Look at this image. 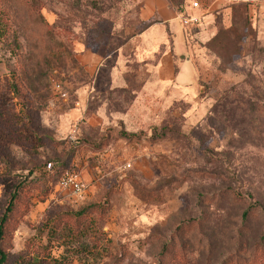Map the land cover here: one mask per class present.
<instances>
[{
	"label": "rangeland",
	"instance_id": "374dc122",
	"mask_svg": "<svg viewBox=\"0 0 264 264\" xmlns=\"http://www.w3.org/2000/svg\"><path fill=\"white\" fill-rule=\"evenodd\" d=\"M192 1L207 0H164L184 35ZM227 3L228 24L209 15L213 33L186 40V90L157 74L168 44L145 0H0V129L25 123L41 140L0 137V215L15 191L4 250L87 207L92 264H264V47L242 2ZM112 64L124 83L106 89ZM47 162L79 173L82 198Z\"/></svg>",
	"mask_w": 264,
	"mask_h": 264
},
{
	"label": "crops",
	"instance_id": "0c3cea01",
	"mask_svg": "<svg viewBox=\"0 0 264 264\" xmlns=\"http://www.w3.org/2000/svg\"><path fill=\"white\" fill-rule=\"evenodd\" d=\"M148 2V10L151 12L157 11L160 15V21L163 23L162 28L159 32V39L157 47L163 46L167 42V47L165 49H162L158 56V60L156 62L157 67L156 71L158 76L163 80H170V78H173L175 83L178 84L181 87H184L186 90H191L192 82L194 81V78L196 76V70L194 67V59L197 58L196 55L191 57H188L185 53L186 47L185 45L187 39H192L193 36L196 38H204L205 36H209L213 33L214 26L209 23L208 16L221 13V15L224 18V22L228 24L229 21V6L228 1L229 0H207L206 4L202 5L200 2L197 4V6L192 7L188 6L186 7V10L188 11L189 15L197 16L199 19L198 25L196 28H194L188 37L183 34L182 28L178 25L177 20L175 17L170 15L171 13L166 9V4L164 3V0H145ZM231 1H241L244 2L246 5V8L248 10L249 19L251 22V26L254 28V30L258 33V38H260V41L262 43V46L264 47V0H231ZM227 22H226V21ZM151 27H148V29ZM147 29V30H148ZM145 34L142 33L141 36H144ZM190 45V44H189ZM187 45V46H189ZM156 47V48H157ZM194 51L193 46H189ZM177 60H175V58ZM109 60V61H108ZM264 61V56H263ZM111 62V57H105L99 66L96 68L94 77H93V85L89 89V95H95L96 88H94L96 77L100 76V73L104 70L105 65L107 63ZM175 63V73L174 75H171V70L173 67V64ZM111 64V63H110ZM113 73L111 72V75H114V81L112 84L110 81H108V87L106 89L111 88V86H117L120 87L124 81L122 82L121 75L117 70V67L112 64L111 65ZM110 68V67H108ZM107 68V69H108ZM110 70V69H109ZM108 72V70H107ZM117 73V74H116ZM115 74L117 77L115 78ZM110 86V87H109ZM97 94V93H96ZM101 98L103 99V107L102 111L99 110L100 115H104L105 111L107 110V91L100 93ZM90 102V101H89ZM95 111V110H94ZM95 114H97L95 112ZM94 113L90 116L88 121H91L94 123L96 119L98 118V115H95ZM99 119V118H98ZM97 119V120H98Z\"/></svg>",
	"mask_w": 264,
	"mask_h": 264
},
{
	"label": "trees",
	"instance_id": "16d2710c",
	"mask_svg": "<svg viewBox=\"0 0 264 264\" xmlns=\"http://www.w3.org/2000/svg\"><path fill=\"white\" fill-rule=\"evenodd\" d=\"M243 6L246 8L244 2ZM250 18V17H249ZM250 20V19H249ZM18 133L19 136L30 139L33 142V147H37L41 140L35 135L30 127L25 123H14L13 126H5L0 129V137L7 138L11 134ZM64 167H54L51 164L48 171L54 170L58 178ZM15 191L10 194L2 214L0 215V264H92L94 258L93 249L96 247V241H88L86 235L91 231V220H88L89 226L86 227L83 221H80L81 214L87 213V207H82L73 213V220L70 224L66 222H48L45 242L40 240L41 235H32L24 244V248L17 253H9L2 246L4 236V224L7 221L9 212L12 208ZM245 211L243 215H245ZM89 228V229H88ZM51 240H55L62 247L61 252L54 256L51 254Z\"/></svg>",
	"mask_w": 264,
	"mask_h": 264
},
{
	"label": "built area",
	"instance_id": "2783aa9c",
	"mask_svg": "<svg viewBox=\"0 0 264 264\" xmlns=\"http://www.w3.org/2000/svg\"><path fill=\"white\" fill-rule=\"evenodd\" d=\"M190 6L195 7L197 6L196 1H192ZM181 26L185 30L186 36L190 35V32L197 27L199 19L197 16L187 15V16H180ZM189 32V33H187ZM55 91L59 93L60 96L64 97V91L61 90L59 84L54 85ZM51 166L50 162L46 163V168L49 169ZM130 166L128 161L123 162L121 164L122 169H126ZM56 187L59 190L65 191L76 198H82L84 195V187L81 184L80 176L77 171L72 169L71 167L64 168L59 177L56 180Z\"/></svg>",
	"mask_w": 264,
	"mask_h": 264
}]
</instances>
